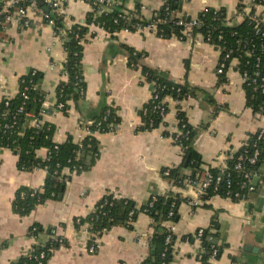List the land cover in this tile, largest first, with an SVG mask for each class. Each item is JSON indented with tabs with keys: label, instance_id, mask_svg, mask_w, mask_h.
Here are the masks:
<instances>
[{
	"label": "crops",
	"instance_id": "crops-1",
	"mask_svg": "<svg viewBox=\"0 0 264 264\" xmlns=\"http://www.w3.org/2000/svg\"><path fill=\"white\" fill-rule=\"evenodd\" d=\"M167 1L140 0L142 17L150 19ZM136 3L130 1L127 7L136 8ZM240 3L263 16L264 22V3L251 4L250 0H183L175 15L198 17L206 8H224L229 18L240 23L245 18L239 13ZM91 11L87 2L72 1L64 9V26L86 22ZM124 45L145 54L139 64L129 63ZM83 46L85 97L69 101L66 110H58L56 88L68 77L61 66L51 67L66 58L64 44L55 36L53 26L36 19L29 27L12 26L0 33V75L6 82L0 100L17 94L21 77L30 69L41 71L40 88L46 97L43 121L55 126L56 143L71 137L81 144L88 137L83 124L92 121L103 106L115 109L120 118L114 130L93 134L99 153L93 161L88 160L89 169L79 173L66 169L71 179L59 198L36 205L28 215L14 211L16 193L21 187L42 189L47 171L20 169L18 155L9 148H0V264H13L32 248L37 241L29 235V229L35 223L53 227L59 241L65 240L53 250L48 264H140L149 254L153 232L152 218L145 211L138 214L133 228L118 224L105 231L93 253L89 252L93 233L87 224L78 229L75 222L93 212L105 194L141 205L151 195L169 190L185 199L179 205V220L175 223L173 264H203L197 257L202 244L187 236L212 226L214 220L226 247L211 264H264V163L254 182L257 189L247 202L214 195L192 206L187 199L196 196L194 188L174 185L163 174L164 169L183 162V149L173 138L179 129L180 113L197 131L193 147L200 156L199 169L184 171L185 177L195 179L228 164L231 154L241 149L252 134L264 129V114L247 103L236 60L230 64L227 80L221 82L216 72L221 51L206 42L201 33L182 40L178 36L162 37L156 30L111 33L95 23L89 25ZM142 65L161 71L176 83L187 81L195 88V94L182 98L179 104L168 96V111L152 129L143 128L142 110L156 88L145 78ZM37 154L44 159L48 150L43 147ZM41 238L46 236L42 234ZM247 246L259 248V253L247 250Z\"/></svg>",
	"mask_w": 264,
	"mask_h": 264
},
{
	"label": "trees",
	"instance_id": "trees-1",
	"mask_svg": "<svg viewBox=\"0 0 264 264\" xmlns=\"http://www.w3.org/2000/svg\"><path fill=\"white\" fill-rule=\"evenodd\" d=\"M139 1L137 0L136 3L137 8L141 5ZM182 1L168 0L165 6L156 14V18L163 20L159 24L158 33L160 36L170 38L182 35L183 27L176 24L178 17L173 16L172 13L180 8ZM122 2H125V0H122ZM257 2L264 3V0H256ZM121 7L105 8L102 12L97 9L88 15L86 24L95 23L103 26L111 33L124 29L135 31L130 22L127 23L121 19L115 22ZM166 8H168V14ZM242 8L243 4L240 3L239 13ZM54 18L58 26L64 27L62 18L57 15ZM186 18L191 17L186 16ZM197 18L200 24L193 28V34L201 33L204 37L211 36V43L224 47L221 56L231 51L230 58H237L239 61L236 68L249 76V80L244 82L248 105L254 111L264 114V25H260V30H257L256 23L251 22L250 18L246 16L242 22H234L227 16L224 8H206ZM88 27L75 24L70 28H66L64 40L66 62L64 65L68 79L60 82L56 88L57 102L60 101L65 104L64 110L68 109L69 101H78L85 97L87 84L82 57ZM123 48L127 51L129 63L133 65L139 64V61L145 55L126 45ZM227 65H229V60ZM142 71L145 78L155 84L156 92L159 94L158 101L146 104L145 107L148 112L143 113L142 111L143 128L152 129L157 127L163 119L159 110H153L155 104L161 102L166 96H178L182 99L194 95L195 88H192L187 81L184 84L176 83L161 71L146 65H142ZM257 71L261 74L258 77L255 76ZM219 78L221 82H225L227 75L225 73L220 74ZM42 79L43 73L41 71L30 69L21 77L17 94L13 97L4 96L0 100V148H9L18 155L20 169L43 168L47 171V178L42 189L21 187L17 191L13 208L20 215L30 214L38 204H43L50 199H58L71 179V173L65 170L69 169L70 172L78 173L87 170L90 167L87 163L88 160L94 159L99 153L98 143L93 137H87L81 144H76L71 137L61 144L54 141L55 126L43 121L42 113L46 111L44 107L46 97L40 88ZM254 79L257 81L254 82ZM179 117L185 118L183 113H180ZM32 120L40 121V123L35 125L31 122ZM92 121L93 124L90 126L92 129L99 132H108L112 126L115 127L120 122V118L115 109L103 106ZM186 130H188V134L179 140L183 148V162L178 167L171 168L169 175H164L174 185L178 186H183V181L186 178L184 171L193 168L195 172L199 169L201 162L199 154L193 147L197 131L190 125ZM43 147L48 150L47 157L44 159L37 154L38 150ZM256 149L260 151L258 162L255 165H247L246 168L258 171L259 166L264 163V134L259 137L258 132L252 134L241 149L231 154L228 164L232 166L239 154L250 157ZM210 172L215 176L218 170L211 169ZM240 178L241 173L232 170L230 189L235 190L238 188L237 181ZM220 187V195H223L226 189L225 184ZM154 195H156V200L152 204L150 202L153 195L145 203L138 205L134 200L117 197L111 193L105 194L93 212L80 218L79 223L75 222L76 227L80 229L81 225L87 224L89 231L94 235L90 238L92 243L115 225L125 224L133 228L138 214L145 211L152 218L153 232L149 242V254L140 264H173V246L176 236L172 234V242L166 244V237L170 231L166 223L168 221L176 223L179 220V205L185 199L173 190ZM214 195H216L215 192L210 188L204 199H209ZM170 211L173 212L171 217H169ZM131 213L132 215H130ZM130 218L132 222H129ZM42 234L46 238L42 239ZM29 235L36 238L37 241L32 246L33 250H28L22 254L13 264H38L37 256L41 252H45L42 264H48L53 250L65 243L64 239L59 241L60 237L55 234L53 227L50 229L44 228L38 223L30 227ZM194 235L187 237L195 239ZM201 244L204 249L203 264H211L208 260L214 249L217 250L216 259L220 258L226 243L220 237L217 221L214 220L212 226L203 228Z\"/></svg>",
	"mask_w": 264,
	"mask_h": 264
},
{
	"label": "built area",
	"instance_id": "built-area-1",
	"mask_svg": "<svg viewBox=\"0 0 264 264\" xmlns=\"http://www.w3.org/2000/svg\"><path fill=\"white\" fill-rule=\"evenodd\" d=\"M72 1L75 0H0V33L6 32L10 27L17 26L20 28L29 27L36 19H40L44 22H47L53 26L54 34L55 36L64 44L65 35H66V27H60L57 25V22L54 18V16H58L62 18V21L64 23V18L66 15H64V9L70 4ZM87 2L91 6V13L95 12L97 9H99V12H102L105 8H119V13L117 15V19H115V22H117L119 19L123 20L127 23H132L133 28L136 31H144V30H156L159 32V24L163 22L162 19L156 18V14L151 17L150 19L146 20L141 15V9L142 5H140L139 8H133L130 9L127 7V3L137 2V0H125V2H122V0H81ZM242 2H245V0H241ZM251 4H255L256 0H250ZM166 4V2H165ZM164 4V6H165ZM244 4V3H243ZM167 14L168 8H166ZM173 16L175 15V12H172ZM240 13H244V15L248 18H250L251 22H255L257 27V30H260V25H264L263 22V16L257 15L254 10L251 7H245L242 8V11ZM172 15V14H171ZM178 17V16H177ZM92 24V23H90ZM90 24L79 23V25L83 26H89ZM176 24L183 27L182 35L178 36L180 39L184 40L185 38L193 39L195 37V34H193V28L198 26L200 24V21L197 17H191L189 19L186 18V16L178 17ZM102 28H104L102 26ZM129 30V29H124ZM204 37V36H203ZM221 38V37H220ZM204 40L208 43H211V36L204 37ZM213 44V43H212ZM220 51L224 49L221 45L217 46ZM231 57V51L227 52L226 54L222 55L220 57L216 72L218 75L220 74H227L228 66L230 67V64L232 61L236 60L237 65L239 63L237 58H230ZM229 60V65H227V61ZM66 58L63 61V63H52L51 67L56 68L58 66H61L63 71L65 72V65ZM226 68H228L226 70ZM238 72L241 74L243 81L247 82L249 80V76L247 73L240 72L239 68H237ZM260 72H255V76H260ZM257 79V78H256ZM254 79V82L257 80ZM0 90L6 91V82L2 75H0ZM179 91V89H178ZM168 96H166L161 102H158V104H155L153 106V110H159L162 118L165 116V114L168 111V105L165 101V99ZM172 97V96H171ZM159 94L154 91V94L152 95V98L149 102H155L158 101ZM174 102L179 104L181 98L172 97ZM23 108V107H22ZM56 108L58 110H64L65 104L63 102H57ZM143 113H147L148 109L146 107L143 108ZM110 112V110H108ZM44 113L42 115L44 116ZM30 116V114H29ZM179 129L178 132L173 136L176 143H178L181 146V143H179V140L181 137L186 136L188 134V123L185 118L179 117ZM35 125H38L40 123L36 120L33 121ZM93 124V121L86 122L83 124V128L86 131L88 137L93 136L96 130L92 129L90 126ZM116 127V126H115ZM114 126L111 127L110 131L115 129ZM186 130V131H185ZM259 133V137H261L264 134V129L257 131ZM182 148V147H181ZM183 149V148H182ZM260 155V151L256 149L254 153L250 157H245L242 154H239L236 157V161L232 166L229 164H224L221 167H219L217 175H213L210 171H207L206 174L203 176L202 179H195L192 177H186L183 181V186H192L195 190V197L191 199H187L188 203L192 206H197L200 202H202L204 199V196L208 195V191L211 188L213 192H215L216 195H220L221 185L225 184V191L224 194L221 195L223 197L235 200V201H243L247 202L249 200V196L252 192H254L257 187L254 183V178L258 176L257 170H251L247 169V165H255L258 162ZM232 170L236 172L241 173L240 180L237 181V189L232 190L230 189V185L232 183ZM170 168L163 171L164 175H169ZM156 200V195L152 196V201L150 204L153 203V201ZM132 215V213L130 214ZM173 215V212H169V217ZM130 222H132V219H129ZM77 222H80V219H77ZM169 226V234L166 237V244H170L172 242V234H174L176 230L175 223L172 221H168ZM203 233V229H199L195 232V239L201 243V236ZM140 239H142L140 237ZM151 239V236L149 237ZM96 242H98V239L93 241L89 246V252L93 253L96 249ZM150 242V241H149ZM36 244V243H35ZM33 250V248L29 249ZM203 253L204 249L201 245V251L198 253V260L200 262H203ZM216 253L217 250L214 249L211 257L209 258L208 262H211V260L216 259ZM45 257V252H41L37 258H38V264H42V259ZM165 264V263H162Z\"/></svg>",
	"mask_w": 264,
	"mask_h": 264
},
{
	"label": "water",
	"instance_id": "water-1",
	"mask_svg": "<svg viewBox=\"0 0 264 264\" xmlns=\"http://www.w3.org/2000/svg\"><path fill=\"white\" fill-rule=\"evenodd\" d=\"M186 163V162H185ZM259 176H256L255 178H254V182L256 183V181H258V178ZM62 195V194H61ZM62 197V196H61ZM246 249L247 250H250V251H253L254 250V252H257V253H259V248H254V247H251V246H247L246 247Z\"/></svg>",
	"mask_w": 264,
	"mask_h": 264
},
{
	"label": "bare ground",
	"instance_id": "bare-ground-1",
	"mask_svg": "<svg viewBox=\"0 0 264 264\" xmlns=\"http://www.w3.org/2000/svg\"><path fill=\"white\" fill-rule=\"evenodd\" d=\"M95 238V237H94Z\"/></svg>",
	"mask_w": 264,
	"mask_h": 264
}]
</instances>
